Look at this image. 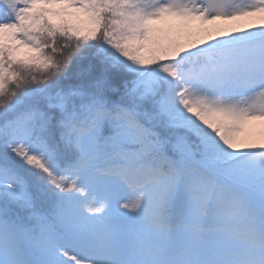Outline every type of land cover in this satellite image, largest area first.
I'll use <instances>...</instances> for the list:
<instances>
[{"label": "snow or ice", "instance_id": "1", "mask_svg": "<svg viewBox=\"0 0 264 264\" xmlns=\"http://www.w3.org/2000/svg\"><path fill=\"white\" fill-rule=\"evenodd\" d=\"M0 264H264V0H0Z\"/></svg>", "mask_w": 264, "mask_h": 264}, {"label": "trees", "instance_id": "2", "mask_svg": "<svg viewBox=\"0 0 264 264\" xmlns=\"http://www.w3.org/2000/svg\"><path fill=\"white\" fill-rule=\"evenodd\" d=\"M253 131H254V132H256L257 130H256V129H254Z\"/></svg>", "mask_w": 264, "mask_h": 264}, {"label": "rangeland", "instance_id": "3", "mask_svg": "<svg viewBox=\"0 0 264 264\" xmlns=\"http://www.w3.org/2000/svg\"><path fill=\"white\" fill-rule=\"evenodd\" d=\"M257 131H259V130H257Z\"/></svg>", "mask_w": 264, "mask_h": 264}]
</instances>
